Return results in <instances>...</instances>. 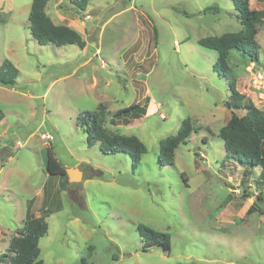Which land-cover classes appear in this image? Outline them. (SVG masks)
<instances>
[{"label":"rangeland","instance_id":"rangeland-1","mask_svg":"<svg viewBox=\"0 0 264 264\" xmlns=\"http://www.w3.org/2000/svg\"><path fill=\"white\" fill-rule=\"evenodd\" d=\"M32 1L0 0V65L8 58L19 69L14 88L0 86V255L29 214H45L46 264H264V187L239 182L219 136L233 112L246 113L225 104L232 79L264 111V82L253 73L264 67V20L256 68L234 49L230 77L214 69L217 50L198 40L242 29L233 0H92L81 14L71 0H49L47 14L78 30L84 49L40 44L29 27ZM100 103L111 133L147 146L139 165L87 144L77 116ZM133 103L127 121L114 117ZM186 119L189 138L173 164H161L162 142ZM48 149L82 178L50 174ZM140 223L170 233V248L144 250Z\"/></svg>","mask_w":264,"mask_h":264},{"label":"trees","instance_id":"trees-1","mask_svg":"<svg viewBox=\"0 0 264 264\" xmlns=\"http://www.w3.org/2000/svg\"><path fill=\"white\" fill-rule=\"evenodd\" d=\"M49 0H33L29 14L30 31L40 44L54 43L57 46L65 44H77L82 49L87 46V41L82 34L66 24H56L46 12ZM92 0H71L74 11L81 14ZM242 24L238 32H226L221 35L200 38L199 44L215 49L218 58L214 69L226 75H232L229 63L231 51L237 49L252 61H259L261 45L257 40L259 32L258 24L264 20V9H254L250 0H233ZM61 7L65 5L61 4ZM207 6L205 11L213 9ZM216 9V8H215ZM81 16V15H80ZM19 69L8 58L0 65V86L14 88L17 84ZM232 101H226L229 108L244 109V115L232 113L228 122L221 127L219 136L224 140L227 157L237 164L246 167L245 175L250 176L251 169L256 166L262 167L261 184L264 186V111L255 104L244 101L245 96L236 87L235 81H230ZM139 108V104L118 109L114 117L123 118ZM105 103H100L95 110H86L77 116V125L87 135V144L93 146L99 144L100 150L106 154L126 152L131 155L133 164L139 165L142 156L147 152V146L136 135H124L111 133L105 126L108 117ZM4 118V112L0 109V121ZM130 121V120H129ZM193 130L190 119L183 121L182 127L175 136L168 137L162 142L159 161L161 164H173L175 162V151L181 142L186 141ZM47 171L52 175L69 177L61 161L57 159L54 152L48 149ZM264 191L257 196L262 199ZM251 197L252 195H248ZM254 204L249 208L251 211ZM45 214L36 216L29 214L23 222L22 227L13 235L9 241L8 252L0 255V262L7 261L9 264H46L41 258L40 239L47 234L49 226ZM140 235L144 240V250L156 244L165 249L171 246V235L168 232L156 230L146 224L138 225Z\"/></svg>","mask_w":264,"mask_h":264},{"label":"crops","instance_id":"crops-1","mask_svg":"<svg viewBox=\"0 0 264 264\" xmlns=\"http://www.w3.org/2000/svg\"><path fill=\"white\" fill-rule=\"evenodd\" d=\"M261 1H263V3H261ZM250 2H251V6H254L255 0H250ZM258 2H260L261 5L260 6H256L257 8H254V9H264V0H258ZM66 10L73 11V10H70V9H66ZM263 148H264V146H263ZM235 164H237V163L235 162ZM235 170H236L237 174H239V173L241 174V176L239 178V182L241 183L242 178L246 176L245 175L246 167L243 166V165L237 164V165H235ZM251 171H252V173L250 174V176H247L248 179L251 178V180H252L253 178H256V180H260V181L263 180V178L261 177V173H262V167L261 166H256V167L252 168ZM237 174H234V176H237ZM253 204H254V202L250 205V207ZM254 207H255V205H254ZM248 211H249V209H248ZM36 216H38V215H36Z\"/></svg>","mask_w":264,"mask_h":264},{"label":"water","instance_id":"water-1","mask_svg":"<svg viewBox=\"0 0 264 264\" xmlns=\"http://www.w3.org/2000/svg\"><path fill=\"white\" fill-rule=\"evenodd\" d=\"M67 171L70 181L80 180L83 176V172L80 170L78 166H68L63 165Z\"/></svg>","mask_w":264,"mask_h":264},{"label":"built area","instance_id":"built-area-1","mask_svg":"<svg viewBox=\"0 0 264 264\" xmlns=\"http://www.w3.org/2000/svg\"><path fill=\"white\" fill-rule=\"evenodd\" d=\"M90 16H87V18H89ZM256 66H257V64H256V61H252L251 62V65L249 66V67H252V68H256ZM259 71V74H260V76H261V80H262V82H264V67H262L261 69H257V70H255L253 73H256V72H258Z\"/></svg>","mask_w":264,"mask_h":264}]
</instances>
